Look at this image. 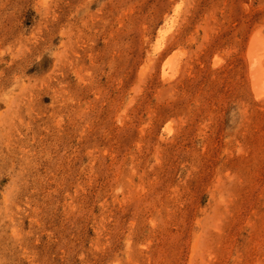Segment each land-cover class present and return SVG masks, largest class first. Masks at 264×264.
Wrapping results in <instances>:
<instances>
[{
  "label": "rangeland",
  "instance_id": "374dc122",
  "mask_svg": "<svg viewBox=\"0 0 264 264\" xmlns=\"http://www.w3.org/2000/svg\"><path fill=\"white\" fill-rule=\"evenodd\" d=\"M257 31L264 0H0V264H264Z\"/></svg>",
  "mask_w": 264,
  "mask_h": 264
},
{
  "label": "bare ground",
  "instance_id": "6f19581e",
  "mask_svg": "<svg viewBox=\"0 0 264 264\" xmlns=\"http://www.w3.org/2000/svg\"><path fill=\"white\" fill-rule=\"evenodd\" d=\"M260 32L261 31L255 32L250 40V44L248 47V56L251 68L250 76L253 83V90L256 95L255 97H257L258 99L264 97V38L260 36ZM164 36L165 31L163 29H160L154 50L157 51L162 47ZM176 55H174V57H169L164 64L163 77H165L166 79L175 77L178 72L177 62H175Z\"/></svg>",
  "mask_w": 264,
  "mask_h": 264
}]
</instances>
